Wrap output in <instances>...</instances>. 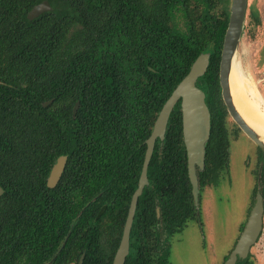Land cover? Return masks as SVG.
Masks as SVG:
<instances>
[{
    "label": "trees",
    "instance_id": "obj_1",
    "mask_svg": "<svg viewBox=\"0 0 264 264\" xmlns=\"http://www.w3.org/2000/svg\"><path fill=\"white\" fill-rule=\"evenodd\" d=\"M42 1L0 0V264H79L82 254V264H112L147 139L205 51L198 85L212 123L200 186L228 168L218 74L231 0H49L51 10L29 19ZM148 178L125 264H165L164 237L196 216L180 100Z\"/></svg>",
    "mask_w": 264,
    "mask_h": 264
},
{
    "label": "rangeland",
    "instance_id": "obj_2",
    "mask_svg": "<svg viewBox=\"0 0 264 264\" xmlns=\"http://www.w3.org/2000/svg\"><path fill=\"white\" fill-rule=\"evenodd\" d=\"M237 55L246 76L258 83L264 94V0H249ZM224 121L230 134L229 168L219 172L217 182L204 186L196 216L183 230L168 239L163 236L162 246L168 241L170 252L165 264H223L255 203L256 189L261 186L257 144L241 128L242 132L237 131L239 127L227 110ZM250 258L253 264H264V230L252 247Z\"/></svg>",
    "mask_w": 264,
    "mask_h": 264
},
{
    "label": "water",
    "instance_id": "obj_3",
    "mask_svg": "<svg viewBox=\"0 0 264 264\" xmlns=\"http://www.w3.org/2000/svg\"><path fill=\"white\" fill-rule=\"evenodd\" d=\"M248 3L249 0H231L230 16L223 40L218 79L221 98L227 112L238 127L241 128L242 131L264 152V141L262 137L248 124L235 106L229 82L232 60L237 54L238 47L244 34ZM51 9L52 6L49 0H43L29 11L28 18L34 19L43 12ZM211 54V51H205L197 57L190 71L176 86L163 105L155 121L153 131L147 139V150L139 186L133 194L122 239L112 264H125L126 258L130 252V234L137 209V202L144 187L149 183L148 167L155 148V143L158 138L162 140L165 138L170 115L179 100L181 101L183 136L187 151L189 177L193 187L194 199L195 201L198 200L199 180L197 167L203 169L205 166L206 150L211 135V112L207 103L208 95L206 91L198 85V80L206 73L210 64ZM50 102L51 100L45 102V104ZM78 107L79 102L76 103L74 113L77 112ZM66 162L67 155H62L52 167L48 177V185L50 187L56 186L59 182L65 169ZM2 193L3 189L0 187V195ZM157 213L159 217V208H157ZM263 217L264 201L262 194L259 192L245 228L224 264H236L239 258H246L248 256L250 248L257 241L263 229ZM84 256L85 254H82L79 264H82Z\"/></svg>",
    "mask_w": 264,
    "mask_h": 264
},
{
    "label": "bare ground",
    "instance_id": "obj_4",
    "mask_svg": "<svg viewBox=\"0 0 264 264\" xmlns=\"http://www.w3.org/2000/svg\"><path fill=\"white\" fill-rule=\"evenodd\" d=\"M229 82L235 106L264 141V94L259 84L246 76L243 62L237 54L232 60Z\"/></svg>",
    "mask_w": 264,
    "mask_h": 264
},
{
    "label": "flooded vegetation",
    "instance_id": "obj_5",
    "mask_svg": "<svg viewBox=\"0 0 264 264\" xmlns=\"http://www.w3.org/2000/svg\"><path fill=\"white\" fill-rule=\"evenodd\" d=\"M207 100H208V97H207ZM207 103H208V101H207ZM208 106H209V109H210V112H211V119H212V111H211V107H210V105L208 104ZM225 107V106H224ZM226 109V108H225ZM224 118H225V116H224ZM211 123H212V121H211ZM229 124H232V123H229ZM224 125H225V128H226V131H227V137H228V143H229V145H228V150H229V148H230V138H229V129H228V127H226V123H225V121H224ZM232 126V125H231ZM233 127V126H232ZM237 131L238 132H242L241 130H240V128H238L237 129ZM211 136V135H210ZM165 139V138H164ZM163 139V140H164ZM160 140H162V139H160ZM162 140V141H163ZM209 142V141H208ZM258 147V148H257ZM257 147H255V153H256V155H257V163H258V170H257V176H258V182L261 184V186H259L257 189H256V192H255V202H256V198H257V194L260 192L261 194H262V196H263V201H264V195H263V193H262V191L264 190V155L258 150L260 147L257 145ZM229 157H230V154H229ZM228 168H229V162H228ZM199 170H201L199 167H197V175H198V171ZM205 186V185H204ZM204 186H200V183H198V188H199V196H198V200L197 201H195V199H194V201H195V205H196V210H197V208L199 207V203H200V201H201V199H202V191H203V188H204ZM193 191V190H192ZM194 196V195H193ZM255 204V203H254ZM254 206V205H253ZM253 206L250 208V211H249V213H248V216H247V220H248V218H249V215H250V213H251V210H252V208H253ZM194 218V217H193ZM192 218V219H193ZM199 218V217H198ZM247 220L245 221V223H244V225H242L241 227H240V234H239V236H238V239L240 238V236H241V234H242V232H243V230H244V228H245V225H246V222H247ZM263 230H264V217H263V229H262V231H261V234H260V236L262 235V233H263ZM170 236H172V235H169V236H167V239H168V237H170ZM260 236L258 237V239H257V241L252 245V247L258 242V240H259V238H260ZM238 239H237V241H236V243H235V246H236V244H237V242H238ZM168 241H166L165 242V246L163 247V250H164V253L166 254V253H168L169 252V248H168V243H167ZM234 246V247H235ZM252 247L250 248V251H249V254H248V256L247 257H250V252H251V249H252ZM234 249V248H233ZM232 249V250H233ZM231 250V251H232ZM231 253V252H230ZM230 253H229V255H230ZM169 254H170V252L168 253V257H169ZM229 255H228V257H229ZM227 257V258H228ZM246 257V258H247ZM226 258V259H227ZM239 259H245V258H239ZM239 259H238V261H239ZM226 261V260H225ZM224 261V262H225ZM237 261V262H238ZM224 264V263H223ZM237 264V263H236Z\"/></svg>",
    "mask_w": 264,
    "mask_h": 264
}]
</instances>
